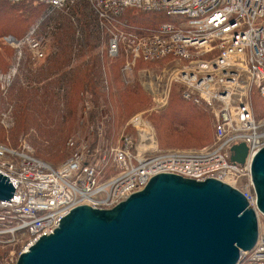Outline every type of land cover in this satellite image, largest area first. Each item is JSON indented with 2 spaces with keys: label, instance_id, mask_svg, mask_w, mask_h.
Returning a JSON list of instances; mask_svg holds the SVG:
<instances>
[{
  "label": "built area",
  "instance_id": "1",
  "mask_svg": "<svg viewBox=\"0 0 264 264\" xmlns=\"http://www.w3.org/2000/svg\"><path fill=\"white\" fill-rule=\"evenodd\" d=\"M39 1L49 13L68 10L70 4ZM87 1L99 28L108 34V56L118 57L123 48L129 53L123 70H131L138 61L175 63L174 79L182 98L214 114V141L200 149H160L154 128L139 114L129 122L137 128V137L124 133L117 146L101 155L82 141L58 166L36 156L27 142L19 148L0 145V174L15 188L10 202L0 199V248L27 241L18 254L10 249L0 264H17L21 252L53 232L74 208L111 209L160 173L214 178L241 191L259 221L256 245L242 256L264 264V215L252 176L254 155L264 145V119L255 116L252 100L256 91L264 101V0ZM128 9L164 14L169 20L140 34L135 25L120 20ZM4 41L16 49L10 69L0 73V92L8 97L21 73L24 49L42 59L46 44L36 26L20 39L7 35ZM1 119L13 124L12 106ZM240 143L247 145L248 154L243 163L233 162L232 147ZM70 145L76 142L70 139Z\"/></svg>",
  "mask_w": 264,
  "mask_h": 264
},
{
  "label": "water",
  "instance_id": "2",
  "mask_svg": "<svg viewBox=\"0 0 264 264\" xmlns=\"http://www.w3.org/2000/svg\"><path fill=\"white\" fill-rule=\"evenodd\" d=\"M243 163L248 147H232ZM252 176L264 215V145ZM0 174V199L14 187ZM259 235L257 212L243 193L214 178L160 173L111 209L81 205L59 227L20 253L17 264H240Z\"/></svg>",
  "mask_w": 264,
  "mask_h": 264
},
{
  "label": "rangeland",
  "instance_id": "3",
  "mask_svg": "<svg viewBox=\"0 0 264 264\" xmlns=\"http://www.w3.org/2000/svg\"><path fill=\"white\" fill-rule=\"evenodd\" d=\"M10 0H7V2ZM11 2V1H10ZM12 3V2H11ZM69 6L73 4L70 0ZM10 5V3L8 2ZM31 4V3H30ZM8 5V6H9ZM35 5V4H31ZM18 9V8H16ZM79 9V7H78ZM18 13V11H16ZM128 18L134 21L136 28L142 32H149L155 29L162 21L151 13H136L131 11ZM42 12L34 18H29L23 24L14 23L13 29L9 32L0 35V54L8 60V64L13 63L15 53L14 48L4 41L7 35H13L15 38L20 39L32 27L38 28V35L42 36L45 40V57L51 52L55 53L53 47L54 40L53 28L51 24H46L48 20H43L41 23L40 17ZM40 25H39V23ZM137 22V23H135ZM38 23V24H36ZM77 23L75 22V25ZM34 25V26H32ZM97 40L93 41L95 48L87 47L86 53L79 59H83L90 66H93L91 57L98 56L103 59L105 49L107 46L108 34L98 26ZM77 38L82 37L78 28L75 33ZM54 38V40H53ZM89 41V40H85ZM26 51L29 49L25 48ZM30 51V50H29ZM28 51V52H29ZM31 52V51H30ZM32 54V53H31ZM104 54V55H103ZM25 60V59H24ZM104 60V59H103ZM130 60L129 53L123 48L121 57L115 59H106L105 68H102L103 76V89L102 97L106 101H99L98 107H93L94 97L88 91L73 90L72 95H63L57 97L50 95L45 101L41 98L39 103L43 106V112H35L30 114L31 120L29 127L22 126L23 119L17 114V104L11 100L10 92L8 97H0V145L5 147L19 148L23 143L30 144L36 156L41 159L58 166L68 159L71 154L82 145V141H88L90 149L93 153L101 155L112 147L117 146L124 133H132L137 137V128L133 125L130 126L131 119L139 114L143 115L147 121L154 128L155 136L158 141L160 149H200L210 146L214 141V114L199 106H192L186 103L181 96L180 85L174 79L175 63L171 60H162L158 62H145L138 61L136 65L131 66V70H123ZM42 59L33 58L30 66L33 69H38L39 72L42 65ZM91 62V63H90ZM91 66V67H92ZM7 67V66H6ZM4 67V68H6ZM26 67L25 62L22 68ZM71 67V64H70ZM89 67V68H91ZM69 66L67 67V69ZM7 72V71H6ZM61 70L58 74L61 75ZM4 73V72H0ZM24 72L21 71L16 80L23 82V86H28L27 81H23ZM26 83V84H25ZM1 94V92H0ZM101 97V96H100ZM39 99V97H37ZM254 113L259 120L264 119V101L262 97L255 91L252 95ZM72 101L75 114L72 118L65 121L63 110L66 109L67 103ZM26 104V103H25ZM178 105L179 109L175 113L172 106ZM12 106L13 124L5 125L2 122V113ZM201 111L204 115L201 119H193L190 115L185 113H192L193 111ZM203 109V110H202ZM93 110L97 112L93 117ZM164 117H161L163 116ZM20 117V118H19ZM174 120L176 123H186L185 126L177 125L174 129L173 137L162 139L167 133L166 127L161 123L166 124L167 121ZM32 121V123H31ZM60 127H65L64 133H60L61 137L66 140L65 145L61 149L59 156H65L60 160H50L39 153V149L43 147H51L52 140H56L55 136L59 132ZM70 131H67L70 129ZM43 129L46 131H43ZM195 132L198 135H192L190 132ZM196 136V137H194ZM45 138L43 141L42 139ZM70 139L76 142V145H70ZM166 141V142H165ZM38 142V145L36 144ZM109 169H112L110 166ZM110 175L109 173L107 176ZM26 240L14 243L13 246H8L7 249H1L0 260L8 254L10 249H15L18 254L26 245ZM9 248V249H8ZM6 254V255H5ZM240 264H256L251 263L246 257H243Z\"/></svg>",
  "mask_w": 264,
  "mask_h": 264
},
{
  "label": "trees",
  "instance_id": "4",
  "mask_svg": "<svg viewBox=\"0 0 264 264\" xmlns=\"http://www.w3.org/2000/svg\"><path fill=\"white\" fill-rule=\"evenodd\" d=\"M8 2L7 0H0V35L2 33L11 31L14 28V23L23 24L29 18L36 17L40 11V13L42 12L40 17L41 23L43 20H48L46 24L53 25V37L55 38L56 36V40L53 38V47H55V53L51 52L46 57L44 56L42 65L40 67L41 70L39 72H37V68L33 69L30 66L33 55L29 50L28 52L24 49L25 60L23 59L22 61L21 71L23 70L24 72L23 81H27L28 86H23V82L20 83L21 81L16 80L19 77L17 76L10 89L9 96L11 97V100L14 101L18 106L16 112L21 117V119H23V121H21L22 126L26 129L29 127V122L31 120L30 114L44 111V107L40 105L39 101L41 98L45 101V99H47L51 94L57 97H61L63 95H72L73 90L76 91L78 89L82 92L88 91V93L91 95V100L92 97H94V101H92V103H94L93 107L95 108L98 107L100 99L101 102L106 101V99L102 97L103 76L101 75L102 68L106 67L104 61L109 58L117 59L121 57V53L118 57L112 58L105 52L106 54H103L104 60L102 58L100 59L99 55L93 56L91 57V60H93V66L91 64L88 66L89 64L86 61H83V59L79 60L82 55L86 53V49H88L87 47H90L91 49L95 48L96 44L94 45L93 41L97 40V35L99 34L97 33V17L91 10L88 1L73 0V4L69 6L68 10H55L52 13H49V7L46 4L40 2L39 0H27L17 3H11L10 1ZM30 3L35 5H31ZM16 11H18V13ZM131 11L141 14L147 13L136 9H128L122 14V17L120 16V20H126L130 25H134V21H131L128 18L130 13H132ZM151 15L161 19L162 21L160 23L169 20V18L164 14L151 13ZM73 18L75 20H73ZM75 22L77 23L76 25ZM77 28L79 33L82 35L80 38H77L75 35ZM137 31H139L140 34L146 33L140 31L139 28ZM85 40L89 41L85 42ZM14 53L16 55V49H14ZM8 62L9 61L0 54V72H6L10 69L11 64H8ZM24 62L26 67L22 68ZM68 66L69 68L67 69ZM61 70L63 72L61 75H59L58 73ZM0 97L2 98L1 94ZM37 97H39V99ZM184 101L191 105L193 104L187 100ZM192 106L196 107L198 105L193 104ZM200 108L205 109L202 106H199V109ZM172 109L175 113H177L179 107L178 105H174L172 106ZM199 109L197 112L193 111L192 113H189L185 111V113L190 115V117L193 119H201L204 117V115L201 111H199ZM63 111L65 121L68 122V118H72L75 114V108H73L72 101L70 104L67 103V107ZM95 111L96 110H93V117L97 115V112ZM161 117H164V115ZM161 124L165 126L167 130L165 136H161L162 139H168L171 136L173 137L174 129L178 127L177 125H182V127L186 125L184 122L178 124L174 120L167 121L166 124ZM65 130V127H60L59 132L55 136L58 139L52 140V145L50 148L46 146L43 147V149L40 148L39 153L50 160H60L61 158L66 157V155L59 156L61 154V149L66 143V140L61 137V134L64 133ZM70 130L71 128L67 131ZM43 131L45 130L43 129ZM190 133L192 135H198L195 132ZM42 140L44 141L45 138ZM36 144L38 145V142ZM108 173L110 174V169L107 171L105 176H107ZM1 252H3V250L0 248V253Z\"/></svg>",
  "mask_w": 264,
  "mask_h": 264
}]
</instances>
